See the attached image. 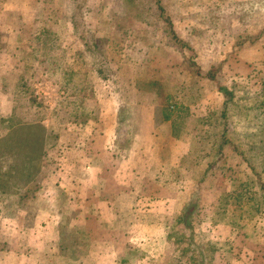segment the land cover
I'll use <instances>...</instances> for the list:
<instances>
[{"label":"rangeland","instance_id":"rangeland-1","mask_svg":"<svg viewBox=\"0 0 264 264\" xmlns=\"http://www.w3.org/2000/svg\"><path fill=\"white\" fill-rule=\"evenodd\" d=\"M160 1L191 50L157 0H0V264H264V0ZM217 83L234 92L224 118ZM97 92L133 121L146 102L173 122L135 150L149 166L113 161L163 177L136 178L109 220L96 171L83 183L100 164L84 158L91 134L103 155L112 135L90 131L105 121Z\"/></svg>","mask_w":264,"mask_h":264},{"label":"crops","instance_id":"crops-1","mask_svg":"<svg viewBox=\"0 0 264 264\" xmlns=\"http://www.w3.org/2000/svg\"><path fill=\"white\" fill-rule=\"evenodd\" d=\"M157 80L158 79H156V77L153 76V78L150 79L149 82L153 83L154 81ZM133 89H135V92H138L139 95H141V90H143L142 88L140 89V86L138 85L137 86L135 85ZM96 98L98 103L101 102L102 106L101 105L99 106L100 112L101 115H105V121L99 120V123L96 124V127H91L90 131L94 130L95 132L96 130H102L101 129L102 127H108L109 129H111L112 135L107 134V136H109L110 138L108 142L110 143L109 150L105 149L107 153L111 152V155H107V153L103 155L102 151L96 150L98 144L90 140L92 139L93 136V133L92 134L90 133L91 138H89V143L91 145V148L90 146H88L89 145L88 142H86V144H82V146L84 147V149L90 148L91 152L90 150H88L87 154L84 153V158L87 160L89 156L92 157L91 154L93 153H95V155L98 154L100 156V160H99L100 164L96 163V165H94L92 163L91 164L85 163L84 169L87 172V176L85 177L83 183L85 184L88 178L91 177L90 172L91 171L93 172V170H95L96 171L95 174L96 176H98V178L96 180V184L93 185V188H95V192L97 193L100 192L101 195H104L103 197H100L98 199V204H99L98 209L100 210L99 212H101V216L97 215V217L98 216L99 218L102 217V220L103 219L109 220V219L119 218L120 215L117 212L120 211V209L126 205L124 203L122 204L117 203L118 201L117 199L119 196L118 194L124 193L125 195L130 197V193L139 194V192H141L142 189L140 190L137 189L136 187L138 186V182L136 181V178L140 179V178H144L145 176L155 177V178L163 177V172H159V171H157L156 173L152 171L149 175H146L145 171L144 173L136 174L138 171L136 172L135 168L131 170H127L126 168H123L120 170V168H117V166H115V168L113 167V161L114 160L124 161L127 162L128 165H134V164L136 165L137 162H139L140 166L138 168L141 170L143 163L144 162L147 163V162L145 160L144 154L140 152L139 155L137 156L135 150L138 147L139 149L141 148L144 149L148 143L156 144V142H158L159 145V143L161 142L158 140L155 141V133H158L162 128H166L168 126L167 124H169L170 127L171 126L173 127V122L171 125V122L165 121L167 119L169 120V117L163 116L161 109H159L156 103L147 104L146 102H141V106H140L141 111L138 113V115L140 114V118L133 121L134 112L131 113L129 109L128 111L122 109L121 105L123 104V101L121 102L120 98H116L114 97V95L113 96L107 95L104 97L99 92H97ZM131 103L135 104V102L133 101ZM125 113H128L129 115L127 116L126 119H122V116H124ZM120 117H121V122H120ZM88 127L89 126H87V128ZM123 129L131 130L132 140L131 141L126 140L123 144L118 145L117 135H119L120 133L121 135H123V133L121 132V130ZM173 130L174 129L171 128V132H173ZM125 136H130V133L127 132ZM118 147H120V149L122 150H117ZM125 147H127L126 151H125L126 149ZM84 151L86 152V150ZM147 166H149V163H147ZM147 166H145L143 170L150 171L148 169H151V167H147ZM133 179H135L134 183H132L131 181ZM132 208L138 210L136 204ZM129 212L126 213L124 217H122L119 224L123 222V218L126 219L128 223L132 220H136L134 217L132 218L133 214ZM108 227H116V225H109ZM94 240L95 242L97 241V243H99L102 247L103 252L99 251V254H101L104 258L105 257L110 258L112 254L111 251H113L112 249H114V247L116 246L113 237L108 233H104L100 235L99 240H96V237L94 238ZM123 242H125L124 239Z\"/></svg>","mask_w":264,"mask_h":264},{"label":"trees","instance_id":"trees-1","mask_svg":"<svg viewBox=\"0 0 264 264\" xmlns=\"http://www.w3.org/2000/svg\"><path fill=\"white\" fill-rule=\"evenodd\" d=\"M251 3H254V0L244 1L243 4H244L245 6H243V7L245 8L247 5H250ZM247 7H248V6H247ZM157 8H158V10H159V12H160V16H161V18L164 19V21L167 23V25H168V30H169V32L171 33L174 42L177 43V44H179V45L182 46V47H185V46H186V47H188V48L191 50V48H190L188 45H186V43H185L184 41H182L181 39L178 38V35L176 34V32H175V30H174V28H173V26H172V23H171V21H170V19H169V16L166 15L167 13L165 12V8H164V6L162 5V3H161L160 0H157ZM243 10H244V9H243ZM191 58H192V57H191ZM191 64L196 65L197 68H198V71L201 70V69L199 68V66L196 64L195 61H191ZM205 76H207V77H209L210 79H213V80L216 79V74H214V73H207ZM217 89H218V91L224 96L223 110H222V114H221L222 118H224V117L226 116V115H225V114H226L225 108H226L227 104H228L231 100H233V98H234V92L231 91L227 86L221 85L220 83H217ZM14 121H15V124L30 123V121H24V120H20V121H18V120H14ZM239 153H240V154H243V152H241V151H239ZM246 158H247V157H246ZM245 160H246V159H245ZM247 160L249 161V159H247ZM249 166H250V168H251L253 171H255V174L259 177V176H260V173L256 172V170H255V166L252 165L251 163H250ZM1 177H2V176L0 175V179H1V181H2V178H1Z\"/></svg>","mask_w":264,"mask_h":264}]
</instances>
